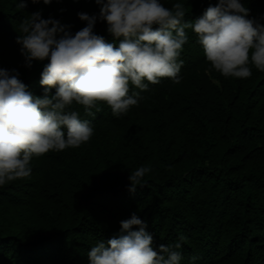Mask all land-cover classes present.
I'll return each mask as SVG.
<instances>
[{"label":"trees","instance_id":"1","mask_svg":"<svg viewBox=\"0 0 264 264\" xmlns=\"http://www.w3.org/2000/svg\"><path fill=\"white\" fill-rule=\"evenodd\" d=\"M176 2L194 20L218 0H162L169 8ZM242 2L249 18L264 17V0ZM15 3L0 0V68L17 69L42 96V64L24 66L19 23L41 11L75 33L86 26L77 14H98L99 6L27 0L17 11ZM106 28L98 21L95 32L118 44ZM188 36L179 84L150 85L121 118L102 102L94 116L74 105L95 128L90 141L33 158L30 177L0 187V264H89L90 248L117 235L134 213L157 246L185 237L182 264L193 255L196 264H264V72L252 67L247 79L225 78L195 33ZM140 166L151 171L132 193L128 177Z\"/></svg>","mask_w":264,"mask_h":264},{"label":"clouds","instance_id":"2","mask_svg":"<svg viewBox=\"0 0 264 264\" xmlns=\"http://www.w3.org/2000/svg\"><path fill=\"white\" fill-rule=\"evenodd\" d=\"M42 2L51 5L53 0ZM95 3L99 13H78L86 26L75 33L71 25L51 16L43 18L41 11L27 15L16 28L24 66L42 64L43 95L30 91L17 69L0 68V187L30 177L33 158L90 141L95 128L74 105L94 116L93 110L99 111L102 102L121 118L139 106L141 93L150 85L164 78L179 84L188 31L195 33L211 68L225 78L247 79L252 67L264 72V17L249 18L250 10L242 0L210 3L194 20L185 19L182 2L171 8L162 0ZM15 6L23 11L27 0H16ZM98 21L106 22L107 34L118 44L95 32ZM130 88L139 91L130 94ZM150 171L147 166L132 170L128 190L135 193L142 187ZM120 226L117 235L90 248L89 264H182L185 237L157 246L148 222L135 213ZM197 259L193 255L190 264Z\"/></svg>","mask_w":264,"mask_h":264}]
</instances>
